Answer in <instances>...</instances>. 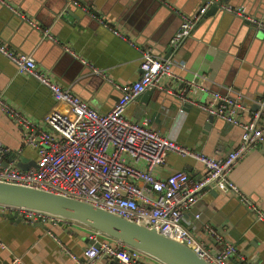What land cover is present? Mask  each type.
<instances>
[{"label":"crops","instance_id":"crops-1","mask_svg":"<svg viewBox=\"0 0 264 264\" xmlns=\"http://www.w3.org/2000/svg\"><path fill=\"white\" fill-rule=\"evenodd\" d=\"M4 1L26 19L0 2V40L16 52L30 54L40 69L99 113L111 110L121 97L105 78L121 85L136 81L142 59L138 47L164 59L180 26L179 14L193 15L209 3L191 37L168 58L172 71L182 80L202 81L207 91L192 92L190 97L194 99L207 101L210 92L238 95L247 107V112L241 113L242 120L258 109L257 100L264 93V30L223 13L215 0H82L80 6L66 0ZM222 4L242 6L248 14L264 20V0H222ZM41 29H47L52 39L40 40ZM181 84L171 85L178 91ZM152 91L128 105V120L147 119L150 128L206 156L222 158L239 144V127L228 126L218 118L209 124L205 112L189 104L180 105L175 94ZM0 94L33 120L55 111L67 112L66 106L55 103L44 86L19 74L1 54ZM0 142L10 151L4 162L16 164L21 159L25 167L36 164V149L23 143L21 128L1 111ZM178 170L186 171L193 180L203 174L202 164L175 153L166 155L157 174L162 178ZM230 179L264 212V140L237 163ZM194 214H199V219ZM181 224L212 254L220 246L205 232V225L234 244L244 262L232 259L231 264H264V225L229 193L207 192L193 212L184 215ZM90 234V229L68 220L51 226L27 225L0 215V264H75L56 240L82 260L83 251L90 245ZM143 262L161 264L147 255ZM93 264L118 263L100 258Z\"/></svg>","mask_w":264,"mask_h":264},{"label":"built area","instance_id":"built-area-1","mask_svg":"<svg viewBox=\"0 0 264 264\" xmlns=\"http://www.w3.org/2000/svg\"><path fill=\"white\" fill-rule=\"evenodd\" d=\"M66 1L70 5L80 6L82 0ZM0 2L26 19L4 0ZM208 6L209 3L204 4L190 16L179 14V29L169 43L173 51L191 37ZM219 7L221 11L241 18L253 28L264 30V20L248 14L242 6L221 4ZM29 23L39 29L35 23ZM116 34L125 39L120 33ZM41 35L42 38L52 39L47 29L42 30ZM64 48L77 58L70 48ZM138 50L142 58L140 76L134 82L117 84L90 66L93 72L105 78L121 94L111 110L99 113L48 72L40 69L30 54L16 52L0 40V54L15 65L17 72L39 82L49 91L54 102L65 105L67 110L51 112L41 120H33L0 94V111L21 128L23 143L35 148L38 155L36 166L27 170H21L13 163L3 165L10 151L0 142V181L49 190L154 228L185 244L209 264H231L232 259L244 262L237 247L227 242L212 227L205 225L204 230L212 237L213 243L220 246L213 254L182 226L181 220L185 214L193 212L207 192L216 190L233 195L256 221L264 225V212L230 179V173L237 163L264 140V93L257 100L258 109L247 120H242L241 113L247 112V107L240 96L210 92L207 101L194 99L190 97L192 92L207 91L202 81L197 78L182 80L173 73L170 59L160 58L150 49L138 47ZM181 67L184 68V65ZM173 82L185 85L184 88L189 89V96H184L181 90L176 91L171 85ZM152 90L173 93L180 105L195 106L228 126L239 127V144L222 158L206 156L150 128L147 119L139 122L128 120L125 116L128 105ZM168 153L199 162L203 166V174L193 180L186 171L178 170L161 178L157 170L165 164ZM0 213L13 216L27 225L51 226L61 221L41 211L4 205H0ZM193 217L199 219V214ZM89 240L92 244L83 251L82 260L56 241L60 250L75 264H93L100 258L111 262L116 260L118 264H144L145 254L117 240L95 231H91Z\"/></svg>","mask_w":264,"mask_h":264},{"label":"water","instance_id":"water-1","mask_svg":"<svg viewBox=\"0 0 264 264\" xmlns=\"http://www.w3.org/2000/svg\"><path fill=\"white\" fill-rule=\"evenodd\" d=\"M214 4L216 6L221 5L222 0H218ZM39 38L44 40L41 34ZM172 52L173 50L168 48L164 59H168ZM183 87L184 85L181 84L178 87V91L182 90ZM151 93L153 91H147L144 96H148ZM188 93L189 89L185 88L184 96L188 95ZM254 110H256V107ZM213 120L212 116L207 115L209 124H212ZM7 163L4 162L3 165ZM15 165L21 170L36 166L33 163L32 166L25 167L21 159ZM0 205L37 210L61 220L78 223L91 231L98 232L104 237L117 240L136 249L161 264H209L185 244L159 233L154 228L137 224L89 203L49 190L0 181ZM0 215L14 222H19L13 216L1 213ZM89 244L91 245L92 241ZM112 262L117 263L116 260Z\"/></svg>","mask_w":264,"mask_h":264}]
</instances>
